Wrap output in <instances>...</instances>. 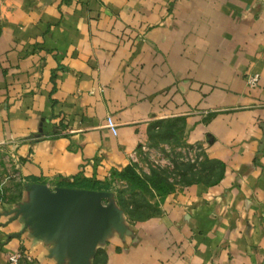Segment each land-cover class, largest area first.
Instances as JSON below:
<instances>
[{
  "label": "crops",
  "instance_id": "1",
  "mask_svg": "<svg viewBox=\"0 0 264 264\" xmlns=\"http://www.w3.org/2000/svg\"><path fill=\"white\" fill-rule=\"evenodd\" d=\"M172 118L218 182L146 218L114 201L87 246L36 217L40 187L107 177ZM0 151L22 184L0 195V264H263L264 0H0Z\"/></svg>",
  "mask_w": 264,
  "mask_h": 264
},
{
  "label": "rangeland",
  "instance_id": "2",
  "mask_svg": "<svg viewBox=\"0 0 264 264\" xmlns=\"http://www.w3.org/2000/svg\"><path fill=\"white\" fill-rule=\"evenodd\" d=\"M185 134L182 118H172L163 122L152 131L146 142L139 145L131 163L142 174L149 173L151 166H162L172 174L169 177L170 181L180 179L178 174L171 173L177 170L175 165L179 162H198V168L208 164L209 159L205 157L201 145L188 142ZM121 169L112 170L107 177L97 180L96 187L89 188L102 194L101 202L104 204L119 202V197L130 201L133 190L129 181L119 174ZM16 170L14 160L0 151V195L5 198L16 197L22 188ZM202 174L206 177L203 171ZM137 192L140 194L138 198L144 196L153 205H159L161 198L154 193L155 191L137 189Z\"/></svg>",
  "mask_w": 264,
  "mask_h": 264
},
{
  "label": "trees",
  "instance_id": "3",
  "mask_svg": "<svg viewBox=\"0 0 264 264\" xmlns=\"http://www.w3.org/2000/svg\"><path fill=\"white\" fill-rule=\"evenodd\" d=\"M199 146V145H198ZM204 151V150H203ZM209 163L198 168V162H179L175 165L176 171L171 172L178 174L180 179L170 181L169 177L172 176L168 170L162 166H151L149 173L142 174L133 163L124 166L119 174L129 181L130 187L133 192L130 195V201L119 197V204L132 218H146L159 212V205H153L152 202L146 200L144 196L138 198L140 195L137 189L155 191L160 198L172 192L179 184H190L193 182L206 181L208 183L218 182L224 175L225 163L217 158H210L204 152ZM117 170V169H114ZM205 173L206 177L202 174ZM99 179L78 177L74 180L61 181L62 185L72 187H96V182ZM99 253V250L98 252ZM98 256L96 255V260Z\"/></svg>",
  "mask_w": 264,
  "mask_h": 264
},
{
  "label": "water",
  "instance_id": "4",
  "mask_svg": "<svg viewBox=\"0 0 264 264\" xmlns=\"http://www.w3.org/2000/svg\"><path fill=\"white\" fill-rule=\"evenodd\" d=\"M99 192L94 189L57 186L53 190L42 186L32 207L37 211V218L47 225L68 226L76 241L88 245L84 236L85 228L96 227L99 221L109 213L118 214L114 201L104 206ZM31 206L25 204L22 210L28 211Z\"/></svg>",
  "mask_w": 264,
  "mask_h": 264
},
{
  "label": "built area",
  "instance_id": "5",
  "mask_svg": "<svg viewBox=\"0 0 264 264\" xmlns=\"http://www.w3.org/2000/svg\"><path fill=\"white\" fill-rule=\"evenodd\" d=\"M248 82L251 86H256L259 82V74L258 73H253L248 76ZM106 124L108 127L112 130L114 134L118 133V124L115 121L113 115H108L106 118ZM20 254L15 253L10 256V260L14 263H16L19 259ZM199 264H205V263H199Z\"/></svg>",
  "mask_w": 264,
  "mask_h": 264
}]
</instances>
